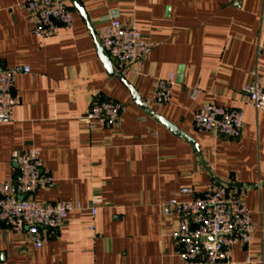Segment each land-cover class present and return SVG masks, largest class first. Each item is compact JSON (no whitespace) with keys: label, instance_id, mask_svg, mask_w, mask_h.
Wrapping results in <instances>:
<instances>
[{"label":"crops","instance_id":"1","mask_svg":"<svg viewBox=\"0 0 264 264\" xmlns=\"http://www.w3.org/2000/svg\"><path fill=\"white\" fill-rule=\"evenodd\" d=\"M24 1L0 0V60L31 70L16 78L20 103L0 124V184L14 174L13 154L36 148L54 180L36 202L95 205L96 215L70 214L41 248L0 225V264H186L162 207L202 196L215 180L241 195L253 224L251 245H237L232 263L264 264V113L244 97L255 76L264 81V0H78L89 24L68 0L74 28L50 38L33 34ZM109 17L153 46L134 73L113 66L147 110L99 58L95 37ZM171 76V99L158 104L157 84ZM104 100L127 110L115 126L89 132L78 120ZM205 104L243 109L241 137L198 132Z\"/></svg>","mask_w":264,"mask_h":264},{"label":"built area","instance_id":"2","mask_svg":"<svg viewBox=\"0 0 264 264\" xmlns=\"http://www.w3.org/2000/svg\"><path fill=\"white\" fill-rule=\"evenodd\" d=\"M32 24L33 34L50 38L62 30L74 28L73 13L68 0H26L22 3ZM95 39L116 68L117 73H134L132 66H143L153 46L136 26L121 23L109 17ZM29 66L8 68L0 60V124L12 121L13 112L20 103L15 82L19 75L29 74ZM171 76L160 80L154 92L158 104H167L173 94ZM245 103L264 113V81L257 76L244 88ZM127 106L114 100L93 102L79 118V124L89 132L104 130L121 121ZM198 132L236 140L244 128L243 109L202 105L194 116ZM14 174L0 184V225H6L16 234H27L36 248H41L50 235L58 231L70 214L85 210L94 217L95 205L85 208L75 201L38 203L37 192L51 186L52 176L43 170L36 148L13 154ZM185 194L193 195L192 190ZM165 218L171 219L166 228L173 241L181 247L186 264H233L232 253L237 245L250 246L253 224L243 198L230 194L228 186L213 181L206 191L190 201L171 200L163 205ZM175 218V219H172ZM91 231L94 227L91 226Z\"/></svg>","mask_w":264,"mask_h":264},{"label":"water","instance_id":"3","mask_svg":"<svg viewBox=\"0 0 264 264\" xmlns=\"http://www.w3.org/2000/svg\"><path fill=\"white\" fill-rule=\"evenodd\" d=\"M73 7L78 10L82 16L84 17V19L86 20L87 24H89L88 18L85 16L84 14V10L81 6V4L78 2V0H70ZM91 31L94 33V31L91 29ZM97 44V48H98V54H99V58L101 60V62L103 63L105 69L107 70V72L110 74V76H114L117 75L112 62L110 61V59L107 57V55L105 54L104 50L99 46V44L96 42ZM118 78L121 79V81L128 87V89L131 92V98L132 101L142 110H147L148 106L146 104H144L141 100V98L138 96L137 92L128 86L127 82L123 79V76L121 75H117ZM153 115V117L163 123L169 130H171V132H173L174 134L182 137L183 139H185L187 142H189L191 145H193L196 149H198L197 144L189 137H187L186 134H184L183 132H181L180 130H178L176 127L172 126L171 124H169L168 122H166L165 120H163L162 118L156 116L155 114L151 113ZM16 166V164H15Z\"/></svg>","mask_w":264,"mask_h":264}]
</instances>
